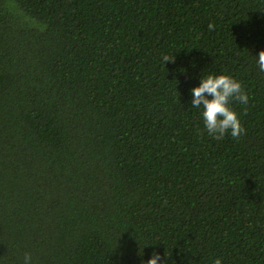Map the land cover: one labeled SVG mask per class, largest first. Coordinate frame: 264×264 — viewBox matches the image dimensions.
Wrapping results in <instances>:
<instances>
[{"label":"trees","instance_id":"trees-1","mask_svg":"<svg viewBox=\"0 0 264 264\" xmlns=\"http://www.w3.org/2000/svg\"><path fill=\"white\" fill-rule=\"evenodd\" d=\"M261 50L264 0H0V264H264Z\"/></svg>","mask_w":264,"mask_h":264},{"label":"clouds","instance_id":"clouds-1","mask_svg":"<svg viewBox=\"0 0 264 264\" xmlns=\"http://www.w3.org/2000/svg\"><path fill=\"white\" fill-rule=\"evenodd\" d=\"M208 27L209 30H214V25L210 24ZM256 57L259 70L264 72V50ZM174 60L175 56H163L164 63ZM190 92L191 107L202 109L204 126L209 135L220 139L230 132L233 138H237L245 131L236 112L229 106L232 100L245 105L248 103V96L237 80L227 75H201L199 86L191 88ZM168 258L165 252L164 260L167 261ZM160 261V254L154 250L151 258L147 261L142 260L141 264H160ZM24 264H31L29 254L25 255ZM213 264H221V259H215Z\"/></svg>","mask_w":264,"mask_h":264}]
</instances>
